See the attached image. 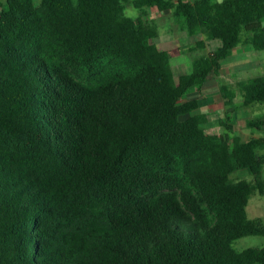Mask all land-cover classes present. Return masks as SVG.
<instances>
[{
    "label": "trees",
    "instance_id": "obj_1",
    "mask_svg": "<svg viewBox=\"0 0 264 264\" xmlns=\"http://www.w3.org/2000/svg\"><path fill=\"white\" fill-rule=\"evenodd\" d=\"M127 3L0 4V264H264V247H233L264 235L246 212L264 196V136L209 134L199 101L181 102L239 45L264 51V0L133 2L220 42L178 79ZM253 104L264 77L245 86Z\"/></svg>",
    "mask_w": 264,
    "mask_h": 264
},
{
    "label": "crops",
    "instance_id": "obj_2",
    "mask_svg": "<svg viewBox=\"0 0 264 264\" xmlns=\"http://www.w3.org/2000/svg\"><path fill=\"white\" fill-rule=\"evenodd\" d=\"M135 1L136 0H129V3L133 4V2ZM213 1L217 3L221 2L222 0ZM134 18H141L145 21H152L156 24L159 31V37L156 40V46L158 47V49L169 52L171 54V64L173 58L177 59L176 64H193L196 59L202 56L209 55L220 46L219 44L215 49H213L211 47L212 40H209L207 34L204 32L190 34L187 29H184L179 24V22L174 17L172 10L160 12L156 7L144 8L142 11L136 9ZM262 24L264 26V20ZM200 43H202L203 45H200ZM202 50H206V55H202ZM254 52L258 51L255 50L251 45H239L238 47H236L233 50L232 54L221 62V69L218 75H214L212 78H210L212 80H215L216 84H214L210 88L207 87V82L202 86H197L195 94L190 95V97L187 99H197L200 103L199 109H201L202 104H204L205 107L206 105L213 103L214 100L211 102L209 98L213 94L216 95L217 98L223 103V107L219 110L220 115L217 118L219 121V125L223 128L227 125L225 129H229L228 131L232 134L230 136H239L244 141H248L251 138H261L264 136V128L258 130L248 127V122L256 119H249L244 115L245 113L242 110L244 108L250 107L244 106L245 86L247 82L257 77H254L248 81L243 80V78L248 74V72H250L251 69L254 70L255 67L264 68V59L255 62V64H252L250 56ZM219 78L223 80L219 82ZM225 87L233 95L232 104L229 106L225 105V98L223 94V89ZM237 95L240 97L238 98V101L241 102L239 106L235 105ZM194 114L199 113L195 112ZM201 114L207 117L205 113ZM244 129L246 132L244 131ZM226 131L227 130H225L223 134L226 133Z\"/></svg>",
    "mask_w": 264,
    "mask_h": 264
},
{
    "label": "rangeland",
    "instance_id": "obj_3",
    "mask_svg": "<svg viewBox=\"0 0 264 264\" xmlns=\"http://www.w3.org/2000/svg\"><path fill=\"white\" fill-rule=\"evenodd\" d=\"M36 5H39L41 0H34ZM0 4H5V0H0ZM136 13V8L133 7V4L127 3L125 6V15L130 18H134ZM220 44L219 41L213 40L211 47L215 49ZM202 55H206V50H202ZM264 59V52H254L250 56V60L252 64H255V62L259 60ZM176 58H173L172 60V67L174 70V74L176 76V79L180 75L188 74L192 72L193 70V64H176ZM264 64V63H263ZM264 67V66H263ZM258 76H264V68H257L255 67L254 70L251 69L250 72L243 78V80L248 81L254 77ZM218 80V77H217ZM223 79L219 78V82ZM214 84H216L215 80H208L206 85L207 87H212ZM197 86L191 88L189 92L182 98L181 102L187 101V99L190 97V95H194L196 92ZM238 98H240L238 95L236 96L235 105L239 106L240 101H238ZM210 101L213 103L206 105L204 107V104H202L201 109H198L196 113H205L208 117V123L204 124V128L207 131V133L212 135H221L223 132L226 131L223 135H232L228 130V128L225 129L222 126L219 125L218 117L220 115L219 110L223 107V103L217 98L216 95H212L210 98ZM212 99V100H211ZM245 113L244 115L247 116L249 119H258L264 117V106L260 104H253L248 108L242 109ZM184 119V118H182ZM225 129V130H224ZM245 131V129H244ZM246 132V131H245ZM232 138V136H230ZM230 144L232 145V142L230 141ZM263 152H259V155H261ZM259 176L261 179H264V168L259 172ZM255 173L250 172L249 170H239L232 174L231 179L233 182L240 181V180H248V181H254ZM247 212V218L248 222L254 225L255 227L264 228V196L260 195L258 192H254L249 200L248 207L246 209ZM233 247L236 251L241 252L248 248H263L264 247V235H249L246 237H243L239 240H237Z\"/></svg>",
    "mask_w": 264,
    "mask_h": 264
}]
</instances>
